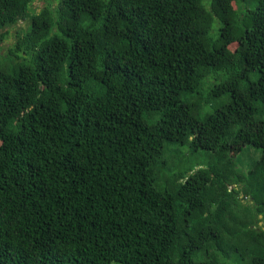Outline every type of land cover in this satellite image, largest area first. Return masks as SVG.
I'll return each instance as SVG.
<instances>
[{
  "label": "trees",
  "instance_id": "16d2710c",
  "mask_svg": "<svg viewBox=\"0 0 264 264\" xmlns=\"http://www.w3.org/2000/svg\"><path fill=\"white\" fill-rule=\"evenodd\" d=\"M35 1L0 0V264H264V0Z\"/></svg>",
  "mask_w": 264,
  "mask_h": 264
},
{
  "label": "rangeland",
  "instance_id": "374dc122",
  "mask_svg": "<svg viewBox=\"0 0 264 264\" xmlns=\"http://www.w3.org/2000/svg\"><path fill=\"white\" fill-rule=\"evenodd\" d=\"M43 3V0H36L34 5L42 6ZM26 24V21H24L19 23V25H17L15 28H11L9 37L6 42L11 44L15 40L14 33L17 31V29L23 26L25 27ZM218 104L219 102H216L215 106H217ZM207 110L212 111L213 107L210 105L208 106ZM167 149H169V151L166 154V159L168 160L171 167L175 166L183 169L191 165L195 166L196 169V167L207 165L213 158L212 153L209 151L200 150L193 153L189 145H168ZM260 157L261 149H257L254 146L247 145L244 148L243 152L240 153L237 157V161L239 162V166L247 171L260 159Z\"/></svg>",
  "mask_w": 264,
  "mask_h": 264
}]
</instances>
